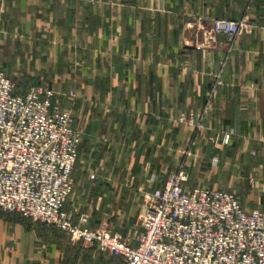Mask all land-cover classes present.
I'll list each match as a JSON object with an SVG mask.
<instances>
[{"label": "crops", "instance_id": "1", "mask_svg": "<svg viewBox=\"0 0 264 264\" xmlns=\"http://www.w3.org/2000/svg\"><path fill=\"white\" fill-rule=\"evenodd\" d=\"M244 16L229 51L211 25ZM0 70L72 107L73 220L86 213L89 227L134 242L144 193L182 161L186 188L231 191L264 211V0H0ZM0 264L125 262L0 210Z\"/></svg>", "mask_w": 264, "mask_h": 264}, {"label": "built area", "instance_id": "2", "mask_svg": "<svg viewBox=\"0 0 264 264\" xmlns=\"http://www.w3.org/2000/svg\"><path fill=\"white\" fill-rule=\"evenodd\" d=\"M246 26L247 16L216 19L210 33L224 35L230 51ZM54 97L40 85L20 93L0 70V210L54 226L84 248L96 244L125 264H264V211L244 209L231 191L186 188L185 161L163 186L144 193L142 232L134 242L107 227H89L86 213L73 220L65 203L82 135L71 110ZM232 134H224L225 144Z\"/></svg>", "mask_w": 264, "mask_h": 264}, {"label": "rangeland", "instance_id": "3", "mask_svg": "<svg viewBox=\"0 0 264 264\" xmlns=\"http://www.w3.org/2000/svg\"><path fill=\"white\" fill-rule=\"evenodd\" d=\"M2 68V67H1ZM7 75L14 81V83L21 89V88H23V85H22V83H21V80H20V75H18V77L17 78H15V74L14 73H11V72H7ZM34 86H39V85H34ZM40 86H45V85H40ZM50 88V87H49ZM50 89H52V88H50ZM53 90V89H52ZM55 91V90H54ZM54 100L55 101H58L59 103H60V101H59V99L56 97V92H55V97H54ZM61 104V103H60ZM66 106V108H69L70 110H71V112H72V114H73V110H72V107L71 106H69V105H65ZM73 116H74V114H73ZM202 120H199L197 123H196V127L197 128H200L201 126H202ZM74 124H75V122H74ZM76 126V125H75ZM77 127V126H76ZM82 144V143H81ZM80 150H81V147H80ZM80 150H79V155H80ZM78 158H79V156H78ZM77 161H78V159H77ZM186 162V161H185ZM77 163V162H76ZM181 163V162H180ZM75 166H76V164H75ZM179 166V165H178ZM178 166L176 167V168H174V169H171L172 171H168V175H170V174H172L177 168H178ZM75 168V167H74ZM188 168H187V163H186V171H187V174H188V170H187ZM165 173H167V171H165ZM189 177V176H188ZM191 182H193L192 180H191ZM189 185H190V183H189ZM73 193V192H72ZM71 196V195H70ZM69 199V198H68ZM65 209H66V203H65ZM67 210V209H66ZM2 211V210H1ZM143 211V210H142ZM4 212V211H3ZM68 212V211H67ZM141 214V213H140ZM19 216V215H18ZM72 216V215H71ZM22 218V217H21ZM139 219V218H138ZM77 221V220H76ZM103 227H105V226H103Z\"/></svg>", "mask_w": 264, "mask_h": 264}, {"label": "trees", "instance_id": "4", "mask_svg": "<svg viewBox=\"0 0 264 264\" xmlns=\"http://www.w3.org/2000/svg\"><path fill=\"white\" fill-rule=\"evenodd\" d=\"M28 90V89H27ZM26 89H23V88H19V87H17V91L18 92H20V93H23V92H25V91H27ZM61 103V102H60ZM61 105L63 106V107H66L65 105H63L62 103H61ZM93 228H95V227H93Z\"/></svg>", "mask_w": 264, "mask_h": 264}]
</instances>
